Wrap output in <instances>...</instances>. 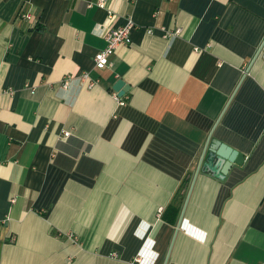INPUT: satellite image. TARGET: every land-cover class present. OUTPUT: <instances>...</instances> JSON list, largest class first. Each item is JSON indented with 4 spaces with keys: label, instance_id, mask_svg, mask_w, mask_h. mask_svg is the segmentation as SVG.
<instances>
[{
    "label": "crops",
    "instance_id": "crops-1",
    "mask_svg": "<svg viewBox=\"0 0 264 264\" xmlns=\"http://www.w3.org/2000/svg\"><path fill=\"white\" fill-rule=\"evenodd\" d=\"M99 1L0 0V264H264V0Z\"/></svg>",
    "mask_w": 264,
    "mask_h": 264
},
{
    "label": "built area",
    "instance_id": "built-area-1",
    "mask_svg": "<svg viewBox=\"0 0 264 264\" xmlns=\"http://www.w3.org/2000/svg\"><path fill=\"white\" fill-rule=\"evenodd\" d=\"M108 0H100L98 6L105 7L106 2ZM23 18L31 19L30 14L23 15ZM111 18V16H110ZM134 23L132 21H128L125 25L118 27V28H109L104 33V39L106 41V47L99 51L94 58V65L95 68L99 70L106 69L111 66V58L115 54L116 50L121 46H129L132 43L131 40V33L134 29ZM180 30L176 32L179 34ZM81 86H85L84 84L87 83L89 89L96 86L97 81L91 80L90 75L88 73H84L79 78ZM70 78L66 79L62 83L63 89H68L70 86ZM114 99L119 103V105H125V101L119 95L118 92H113ZM70 135L69 132L65 133L64 137L67 138Z\"/></svg>",
    "mask_w": 264,
    "mask_h": 264
},
{
    "label": "water",
    "instance_id": "water-1",
    "mask_svg": "<svg viewBox=\"0 0 264 264\" xmlns=\"http://www.w3.org/2000/svg\"><path fill=\"white\" fill-rule=\"evenodd\" d=\"M125 87V82L120 80L115 84L114 90L120 94L124 92ZM210 152L209 160L211 161V159H215L217 161L216 169H212V171L221 179L228 174L233 165L241 166L245 162L244 155L226 145L218 144L216 142L213 143ZM218 169H220V171Z\"/></svg>",
    "mask_w": 264,
    "mask_h": 264
}]
</instances>
